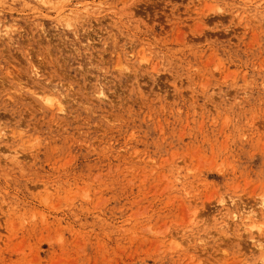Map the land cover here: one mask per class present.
Returning a JSON list of instances; mask_svg holds the SVG:
<instances>
[{
  "label": "rangeland",
  "instance_id": "rangeland-1",
  "mask_svg": "<svg viewBox=\"0 0 264 264\" xmlns=\"http://www.w3.org/2000/svg\"><path fill=\"white\" fill-rule=\"evenodd\" d=\"M0 264H264V0H0Z\"/></svg>",
  "mask_w": 264,
  "mask_h": 264
},
{
  "label": "bare ground",
  "instance_id": "bare-ground-1",
  "mask_svg": "<svg viewBox=\"0 0 264 264\" xmlns=\"http://www.w3.org/2000/svg\"><path fill=\"white\" fill-rule=\"evenodd\" d=\"M262 245V244H261Z\"/></svg>",
  "mask_w": 264,
  "mask_h": 264
}]
</instances>
